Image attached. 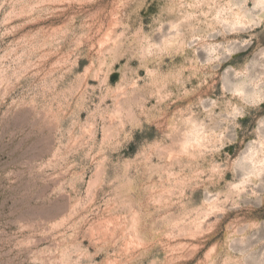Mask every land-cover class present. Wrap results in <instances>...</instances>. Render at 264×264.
I'll return each mask as SVG.
<instances>
[{"label":"rangeland","instance_id":"rangeland-1","mask_svg":"<svg viewBox=\"0 0 264 264\" xmlns=\"http://www.w3.org/2000/svg\"><path fill=\"white\" fill-rule=\"evenodd\" d=\"M0 264H264V0H0Z\"/></svg>","mask_w":264,"mask_h":264},{"label":"clouds","instance_id":"clouds-1","mask_svg":"<svg viewBox=\"0 0 264 264\" xmlns=\"http://www.w3.org/2000/svg\"><path fill=\"white\" fill-rule=\"evenodd\" d=\"M234 7H242V6H234ZM222 23L223 24H230L231 22H230V20L226 19ZM245 26H247V25H245ZM232 28L234 29L235 25H232ZM183 136H184V128L178 126L177 130H176V138H177V140L182 142Z\"/></svg>","mask_w":264,"mask_h":264}]
</instances>
